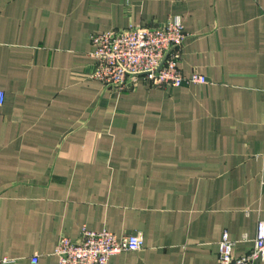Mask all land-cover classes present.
I'll list each match as a JSON object with an SVG mask.
<instances>
[{
	"label": "crops",
	"instance_id": "0c3cea01",
	"mask_svg": "<svg viewBox=\"0 0 264 264\" xmlns=\"http://www.w3.org/2000/svg\"><path fill=\"white\" fill-rule=\"evenodd\" d=\"M168 18L187 34L180 70L205 84L93 78L89 33ZM0 90V264H57L83 227L142 237L109 264H218L224 231L234 255L253 247L264 0H0Z\"/></svg>",
	"mask_w": 264,
	"mask_h": 264
},
{
	"label": "built area",
	"instance_id": "2783aa9c",
	"mask_svg": "<svg viewBox=\"0 0 264 264\" xmlns=\"http://www.w3.org/2000/svg\"><path fill=\"white\" fill-rule=\"evenodd\" d=\"M186 37L178 18L90 33L91 54L96 64L93 77L116 92L129 90L139 75L146 76L155 87L203 85L207 82L204 75L196 72L185 75L178 66ZM3 99L4 93L0 90V104ZM242 239L247 240V237L244 235ZM233 244L224 231L218 241V264H250L255 259L264 260V219L257 222L253 247L248 252L234 255ZM142 246L139 234L118 237L106 229L96 231L83 227L74 240L61 236L54 254L57 264H109L111 256ZM31 261L36 263L37 255Z\"/></svg>",
	"mask_w": 264,
	"mask_h": 264
},
{
	"label": "rangeland",
	"instance_id": "374dc122",
	"mask_svg": "<svg viewBox=\"0 0 264 264\" xmlns=\"http://www.w3.org/2000/svg\"><path fill=\"white\" fill-rule=\"evenodd\" d=\"M91 33H94V32H91ZM89 34H90V33H89ZM88 36H89V35H88ZM92 49H93V48H92ZM91 52H92V51H91ZM180 58H181V52H180ZM180 58H179V62H180ZM178 64H179V63H178ZM178 66H179V65H178ZM93 73H94V72H93ZM199 74H200V73H199ZM92 76H93V75H92ZM139 76H140V75H139ZM143 76H144V75H143ZM144 77L146 78L147 82L150 83V85H151V82L149 81V79H148L146 76H144ZM93 78H94V77H93ZM132 86H133V85H132ZM132 86H131V87H132ZM151 86H152V85H151ZM131 87H130V88H131ZM126 91H128V90H126ZM123 92H125V91H123ZM118 93L120 94V93H122V92H118Z\"/></svg>",
	"mask_w": 264,
	"mask_h": 264
}]
</instances>
